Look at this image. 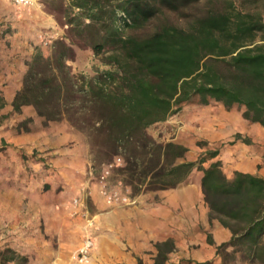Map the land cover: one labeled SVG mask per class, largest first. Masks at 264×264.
Masks as SVG:
<instances>
[{
    "label": "trees",
    "instance_id": "1",
    "mask_svg": "<svg viewBox=\"0 0 264 264\" xmlns=\"http://www.w3.org/2000/svg\"><path fill=\"white\" fill-rule=\"evenodd\" d=\"M73 6L87 20L77 31L86 33L95 54L106 50V63L113 66L71 89L88 107L100 110L98 125L91 129L103 135L112 152L127 151L131 145L137 167L154 160L160 167L154 190L175 187L194 168L200 170L209 219L231 232L216 253L230 247L243 261L264 264V178L240 171L229 178L219 160L203 166L217 150L206 151L197 161H179L185 146L158 143L146 135L149 126L165 121L194 98L201 105L219 102L227 110L242 106L244 119L264 126V0H75ZM163 9L184 12L187 24H163L143 36L124 33L125 28L145 27ZM65 50L55 55V67L39 53L31 58L23 87L12 100L14 111L32 105L47 121L59 117L66 84L54 70L66 67ZM64 74L71 83L69 73ZM4 105L0 93V108ZM153 246L152 262L138 259V264H171L174 240Z\"/></svg>",
    "mask_w": 264,
    "mask_h": 264
},
{
    "label": "rangeland",
    "instance_id": "2",
    "mask_svg": "<svg viewBox=\"0 0 264 264\" xmlns=\"http://www.w3.org/2000/svg\"><path fill=\"white\" fill-rule=\"evenodd\" d=\"M74 1L16 3L0 0V93L5 105H10L0 108V188L4 184L16 185L15 191H0V257L3 264H131L128 262L130 256L134 264H138V259L151 263L155 242L135 253L128 237L135 233L139 204L153 203L156 199L152 194L156 191L152 189L155 185L152 183H156L160 167L154 160L144 167H137L139 162L131 157V145L127 151L112 152L104 144L103 135L91 129L92 125H98L100 110L88 107L79 93L71 91L81 88L84 80L113 69L106 63L108 52L95 54L86 33L77 31L76 27H83L87 20L73 6ZM205 7L204 3L199 10ZM188 18L184 12L163 9L145 27L125 28L124 33L143 36L163 24L185 26ZM62 49H66V67L63 71L54 70L58 81L66 84L64 99L58 108L59 117L47 121L32 105L22 106L20 112L14 111L12 100L23 87L31 58L39 53L51 58L55 67V55ZM65 72L69 73L74 87L65 79ZM5 98L12 99L7 102ZM200 107L197 98L182 104L181 109L168 119L149 126L146 135L158 143H177L173 141L177 136L175 126H182L178 117L189 123L190 114L200 113L201 110H195ZM235 108L239 111L241 106ZM1 125H6L4 130ZM20 132L32 134L26 145L17 146L6 140L9 133L17 136ZM182 132L188 143L185 161H197L206 151L218 148L208 146L192 129ZM13 153L19 159L11 172L10 163H6L1 155L10 159ZM137 156L139 160L143 154L140 152ZM118 157L120 161L113 166L106 182L111 189L127 195L130 202L108 205L100 193L98 177L103 163ZM114 207L126 209L119 217L126 219L125 225L122 223L126 229L123 234L118 233L125 245L122 250L126 254L121 257H113L109 252L113 247L108 238L114 230L108 225L105 213ZM86 236L92 239L93 246L88 262L81 263L76 254ZM9 257L13 259L6 260ZM220 257L221 264H250L230 247L222 249ZM169 261L171 264H192L176 252L169 255Z\"/></svg>",
    "mask_w": 264,
    "mask_h": 264
},
{
    "label": "crops",
    "instance_id": "3",
    "mask_svg": "<svg viewBox=\"0 0 264 264\" xmlns=\"http://www.w3.org/2000/svg\"><path fill=\"white\" fill-rule=\"evenodd\" d=\"M5 99L9 102L12 98ZM8 106L10 105L3 107ZM200 106L202 108L195 109L196 111L201 110L200 113L190 114L191 122L185 123L183 118L178 117L182 126H175L177 136L173 141L188 148L182 131L187 132L188 129H192L208 146H218L216 149L218 154L211 161L219 160L227 177L230 178L235 171H240L264 178V126L244 119L242 106L239 111L235 108L237 105L227 110L221 103L214 101L207 105L200 104ZM5 126L1 125V129L4 130ZM16 135L9 133L5 139L14 145L22 146L27 144L32 134L20 132ZM1 156L6 163H10V171L13 172L14 165H18L17 154L13 153L10 159L5 154ZM183 160L185 157L179 161ZM201 176L202 172L194 168L175 187L154 191L152 194L156 199L153 203L144 201L139 204L136 230L132 237H128L132 251L138 253L139 249L148 248L152 241L159 242L172 238L176 246L174 252L190 260L192 264L207 262L221 264L222 258L220 253H216V246L227 242L231 237V232L216 219H209V208L204 201L200 185ZM15 190L14 183L4 184V187L0 188L2 192ZM125 210V208L114 207L105 213L108 225L114 230L108 238L109 245L113 247L109 252L113 257L126 254L122 250L125 245L121 243L118 236V233L126 229L125 217L119 218L124 215ZM127 256L129 257L130 253ZM128 262L134 264L131 256Z\"/></svg>",
    "mask_w": 264,
    "mask_h": 264
},
{
    "label": "built area",
    "instance_id": "4",
    "mask_svg": "<svg viewBox=\"0 0 264 264\" xmlns=\"http://www.w3.org/2000/svg\"><path fill=\"white\" fill-rule=\"evenodd\" d=\"M11 1L16 3H28L30 0H11ZM118 161H120L119 157L114 159V161L103 163L98 177L100 183V193L104 197V200L108 205L128 204L130 202V198L127 195L118 192L115 189H111L106 182L108 176L111 173L113 166ZM76 202L77 200H75V203ZM92 246H93L92 239L89 236H86L77 250L76 256L79 262L81 263L88 262Z\"/></svg>",
    "mask_w": 264,
    "mask_h": 264
}]
</instances>
